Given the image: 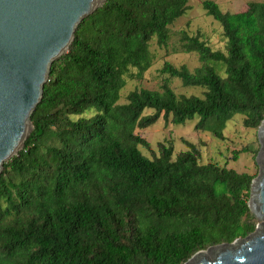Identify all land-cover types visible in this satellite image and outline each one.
I'll return each instance as SVG.
<instances>
[{
    "label": "trees",
    "instance_id": "trees-1",
    "mask_svg": "<svg viewBox=\"0 0 264 264\" xmlns=\"http://www.w3.org/2000/svg\"><path fill=\"white\" fill-rule=\"evenodd\" d=\"M189 2L108 0L78 26L52 65L32 133L0 176V264H185L256 231L248 205L256 175L202 164L194 146L174 158L173 146L161 144L150 159L137 130L162 116L175 125L197 117V131L224 139L236 115L259 129L264 2L232 13L204 1L226 53L183 33L182 50L197 53L201 66L167 62L160 90L135 89L120 103L128 81L153 67V38L168 47ZM172 80L203 95L178 94ZM259 150L255 142L241 152Z\"/></svg>",
    "mask_w": 264,
    "mask_h": 264
},
{
    "label": "water",
    "instance_id": "water-1",
    "mask_svg": "<svg viewBox=\"0 0 264 264\" xmlns=\"http://www.w3.org/2000/svg\"><path fill=\"white\" fill-rule=\"evenodd\" d=\"M108 0H0V176L34 127L53 63L67 54L78 26ZM260 176L249 208L260 224L248 237L197 252L185 264H264V120Z\"/></svg>",
    "mask_w": 264,
    "mask_h": 264
},
{
    "label": "rangeland",
    "instance_id": "rangeland-1",
    "mask_svg": "<svg viewBox=\"0 0 264 264\" xmlns=\"http://www.w3.org/2000/svg\"><path fill=\"white\" fill-rule=\"evenodd\" d=\"M204 1L207 0H190L186 14L171 26L172 40L168 47H160L156 37L153 38L151 52L154 65L142 80L128 81L127 86L121 92V104L127 102L128 94L135 89L160 90L167 79V75L162 73V69L167 62L176 67L186 65L191 71L201 66L197 53H187L182 50L181 37L183 33L190 36L200 35L213 50L226 53L227 40L223 28L217 21L207 15L203 8ZM210 1L216 2L223 11L232 13L246 11L251 2H264V0ZM171 82L178 94L203 95L202 89L185 87L180 80H172ZM150 113L152 112H147V114ZM91 115L93 113H89L87 116ZM197 123L198 118L196 117L188 120L185 124L175 125L162 116L155 125L144 130H137V133L150 144V148L141 146L140 149L145 156L154 159L160 155V145L165 144L173 146L174 158H176L179 154L189 151L191 146H194L200 152L202 164L216 163L238 173L256 175V178L260 176L262 167L261 162L257 159L258 154L255 155L253 151L241 152L247 147L250 148L255 142L259 143L261 149L258 129L246 128L244 126V116L236 115L227 123L223 131L224 139H219L208 131H197Z\"/></svg>",
    "mask_w": 264,
    "mask_h": 264
}]
</instances>
